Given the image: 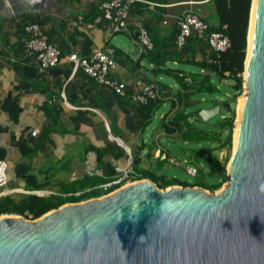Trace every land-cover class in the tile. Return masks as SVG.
<instances>
[{
    "label": "crops",
    "instance_id": "1",
    "mask_svg": "<svg viewBox=\"0 0 264 264\" xmlns=\"http://www.w3.org/2000/svg\"><path fill=\"white\" fill-rule=\"evenodd\" d=\"M104 1L0 0V160L8 176L0 197L32 192L26 191L24 178L31 175L45 185L42 191L48 195L74 198L79 190L73 189L84 178L101 182L130 175L135 172L133 156L145 168L150 158L158 160L164 133L153 121L168 103L155 111L148 129L132 115L133 102L127 96L118 99L111 88L87 77L69 60L71 54L84 58L109 51L117 67L107 78L124 82L128 96L137 80H150L147 68L152 67L139 59L136 31L113 33L107 21L97 22ZM155 3L152 9L134 4L130 12V19L143 22L154 39L156 34L176 32V19L185 12L215 22L211 0ZM32 19L41 22V31L60 52V64L42 74L23 48V28ZM185 56L202 59L198 47ZM111 170L115 178L105 176Z\"/></svg>",
    "mask_w": 264,
    "mask_h": 264
},
{
    "label": "water",
    "instance_id": "2",
    "mask_svg": "<svg viewBox=\"0 0 264 264\" xmlns=\"http://www.w3.org/2000/svg\"><path fill=\"white\" fill-rule=\"evenodd\" d=\"M242 95L219 190L142 179L35 220L1 215L0 264H264V0H256ZM219 111L215 101L194 115L206 121Z\"/></svg>",
    "mask_w": 264,
    "mask_h": 264
},
{
    "label": "trees",
    "instance_id": "3",
    "mask_svg": "<svg viewBox=\"0 0 264 264\" xmlns=\"http://www.w3.org/2000/svg\"><path fill=\"white\" fill-rule=\"evenodd\" d=\"M251 2L252 0H211L215 22L204 21L208 25L206 34L220 32L226 35L229 38L230 46L225 52L216 53L212 51L205 39H198L194 35L187 39L184 47L177 49L175 41L178 29L173 34H156L158 37L155 39L150 37L153 49L139 56V59H145L146 63L152 67L146 66L151 75L149 76L150 80H146L145 83L154 82L156 84L159 99H149L145 105L132 103V115L139 120L142 126L147 127L151 124L155 111L167 102V113L161 118L159 128L164 135H178L180 140L194 145L195 157H193L191 164L187 163L185 171L187 168L194 169L195 175L193 177L196 176L197 180L193 184H188L177 178H166L164 175L156 176L145 169L127 175L126 181L149 179L159 189L170 186L200 187L209 192H215L228 180L225 168L217 161L215 153L221 148H229L232 145L235 105L237 98L243 92L242 74L246 59ZM28 24H38L40 26L41 22L32 19ZM24 28L23 40L25 38ZM159 35H162V37L159 38ZM192 47H198L201 51L202 59L200 61H196L194 56L190 60L186 58V51ZM174 62H177L176 64H179V66L180 64H188L197 68V71L185 70L173 65ZM224 81L226 84H222ZM172 84L173 88L170 86ZM220 84L224 86L223 89H220ZM128 92L131 93V90ZM131 94L130 96L126 94L129 100ZM116 96L118 99H122L119 95L116 94ZM215 101L220 103V111L215 115L217 128L210 131L206 127L199 129L194 125V121L189 120L187 113H192V118L200 122V118L195 116L194 112L205 108L202 107V102H208L206 108H209ZM160 152L165 153L166 158L168 157V154L162 149ZM157 161L163 163L166 160L158 158ZM139 162V159L133 156V165L138 167ZM194 165L198 167V170ZM199 166L207 173L202 174ZM105 176L115 178V173L111 170ZM24 178L26 191L44 190L45 185L37 182L34 176L28 175ZM115 180H101L100 182V180L92 181L90 178H84L79 181V186L82 189H79V186L78 189H73L79 190V195L74 198L52 194L48 196L34 194L6 195L0 197V216L5 214L17 215L25 219L35 220L66 203H79L106 195L114 188L105 192L101 187H98V183L104 185ZM125 182H122L116 188L124 185ZM84 184L88 186L83 187ZM68 193H75V191H68ZM28 216H31V218Z\"/></svg>",
    "mask_w": 264,
    "mask_h": 264
},
{
    "label": "built area",
    "instance_id": "4",
    "mask_svg": "<svg viewBox=\"0 0 264 264\" xmlns=\"http://www.w3.org/2000/svg\"><path fill=\"white\" fill-rule=\"evenodd\" d=\"M134 4L143 5L149 9L157 6L155 0H105L100 6L101 16L97 18V22L100 20L107 21L111 25L113 33L127 32L131 28L134 29L138 33L136 43L138 45V55L141 56L153 49V43L143 22L130 19V12ZM176 25L178 29L175 41L177 49L184 47L187 39L193 35L198 39H205L210 49L216 53L225 52L230 46L229 38L226 35L220 32L206 34L208 30L207 23L192 12H185L177 17ZM24 31L23 48L26 55L36 62L38 73L42 74L60 64L59 50L48 42L46 35L41 31L38 24H28L25 26ZM69 60L81 67L87 77L108 86L120 97L126 96L127 85L124 82L107 78L109 73L117 67V63L109 51L98 50L84 58L71 54ZM149 99H159L156 84L137 80L133 85L130 100L135 104L145 105ZM160 151L161 149L156 151L157 157L167 160L165 153L163 154ZM170 162L172 163L174 160L170 159ZM187 169H189V175H195L194 169ZM126 176L127 174L109 184H104L101 188L105 192L111 188H114L113 191H115L118 189L116 188L118 185L126 181ZM7 181V166L4 161L0 160V189L6 186ZM28 217L31 218V216Z\"/></svg>",
    "mask_w": 264,
    "mask_h": 264
},
{
    "label": "rangeland",
    "instance_id": "5",
    "mask_svg": "<svg viewBox=\"0 0 264 264\" xmlns=\"http://www.w3.org/2000/svg\"><path fill=\"white\" fill-rule=\"evenodd\" d=\"M181 68H184L185 70H192V71H197V68H194L192 66H189L188 64H180ZM244 76V72L242 74V78ZM222 84H226L225 81ZM220 84L219 87L220 89H223V85ZM243 87H244V79H243ZM243 93V92H242ZM242 96V94L237 98L236 105H235V119H236V113H237V106L239 103V98ZM202 107H208V102H202L201 103ZM210 108V107H209ZM167 110V107L162 108V111L159 112L156 116V118L153 121V125H158L160 123V113L165 112ZM191 113H187L189 116V120H192L195 122V126L198 127L199 129H204L205 127L208 128V131L214 130L217 128V121L215 116L207 119L206 121H200L197 122L195 121L192 116H190ZM171 118V117H170ZM234 129H235V120H234ZM152 126H149L148 129H150ZM234 129H233V135H234ZM233 135H232V145L229 148H221L220 150L216 151V159L217 161L224 166L226 174L228 172V165L232 159V153H233ZM159 145L163 151H165L168 154L167 160L163 163H160L158 161L151 160L149 161V166L147 168L145 167H140V166H135V170L139 172L145 169H148L152 173H154L156 176H161L164 175L166 178H177L180 181L186 182L188 184H193L197 180V177H193L188 174V170L186 169L185 171V166L188 164L192 163L193 157H195V148H193L192 143H186L183 140H180L178 135L174 136H167L163 135L159 139ZM147 148H151V143L148 141ZM195 150V151H194ZM214 154V155H215ZM159 158V157H158ZM170 159H173L174 162H170ZM195 166V165H194ZM197 167V166H195ZM201 166H199V169ZM198 170V167L196 168ZM202 174H206V172L203 171L201 168ZM191 173V170H190ZM131 181L125 182V184L130 183ZM124 184V185H125ZM122 185V186H124ZM88 186L87 184H84L83 187ZM121 186V187H122ZM222 187V186H221ZM78 188V187H77ZM79 189H82V187L79 186ZM209 192V191H208ZM62 196L61 194H56L55 196ZM70 200V199H67Z\"/></svg>",
    "mask_w": 264,
    "mask_h": 264
},
{
    "label": "bare ground",
    "instance_id": "6",
    "mask_svg": "<svg viewBox=\"0 0 264 264\" xmlns=\"http://www.w3.org/2000/svg\"><path fill=\"white\" fill-rule=\"evenodd\" d=\"M252 7H251V14H250V21H249V25H248V32H247V50H246V59L244 61V84H246V80H247V70H248V62H249V56H250V51H251V26L254 24L255 21V15H256V0H252ZM244 101V95H242L239 98V103L237 106V113H236V119H235V129H234V136H233V152H234V148L237 142V127L240 121V117H239V113L242 107V103ZM233 155V154H232ZM231 162L232 159L228 165V171H230L231 168Z\"/></svg>",
    "mask_w": 264,
    "mask_h": 264
}]
</instances>
